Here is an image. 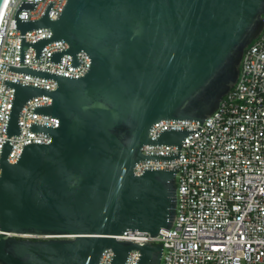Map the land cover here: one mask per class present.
Here are the masks:
<instances>
[{
	"label": "water",
	"instance_id": "95a60500",
	"mask_svg": "<svg viewBox=\"0 0 264 264\" xmlns=\"http://www.w3.org/2000/svg\"><path fill=\"white\" fill-rule=\"evenodd\" d=\"M5 0H0V11ZM20 34L40 27L49 38L20 37L19 61L27 47L39 58L42 47L62 40L54 51L79 64L84 51L89 68L69 77L29 67L7 70L53 79L56 88L4 80L14 88L5 133L20 134L24 103L49 95V105L33 113L58 118V125L30 123L49 143L22 146L16 162L7 161L12 145L0 153V264H98L111 249L109 264H124L137 249L136 264H159L162 244L116 240L126 230L156 236L175 217L177 169L134 166L142 159H174L183 138L200 128L236 82L244 49L264 27V0H66L55 20L49 1L38 20L19 19ZM162 119L199 121L196 130L149 129ZM144 144L175 145V155L146 154ZM29 236H36L31 238Z\"/></svg>",
	"mask_w": 264,
	"mask_h": 264
},
{
	"label": "built area",
	"instance_id": "2783aa9c",
	"mask_svg": "<svg viewBox=\"0 0 264 264\" xmlns=\"http://www.w3.org/2000/svg\"><path fill=\"white\" fill-rule=\"evenodd\" d=\"M21 1L5 0L0 11V153L2 143L8 140L12 145L7 154L10 163L17 161L24 144L50 142L47 133L30 131V123L56 127L58 118L33 113L34 107L51 102L49 95H36L20 110V134L7 139L5 130L14 88L3 81L49 90L56 88L53 79L7 70L8 65L80 77L90 64L82 50L76 54L77 66H71V56L66 53L58 63L51 62L52 52L67 49L62 40L45 44L39 58L29 46L25 48L24 61H19L20 37L35 42L51 36L47 27L20 34L15 28L14 14ZM28 1L37 3L33 10H19V19H40L48 2L53 1L48 18L55 20L66 2ZM198 127L199 121L195 120L162 119L151 126L149 137L156 139L163 129L196 130ZM141 152L175 155L178 147L144 144ZM179 152L177 158L170 160L142 159L133 169L139 175L145 168H178L172 225L161 229L156 236H149L146 231L126 230L114 238L137 244H162L159 264H264V27L244 49L234 85L200 128L183 138ZM112 256L111 249H104L98 264H109ZM139 257L140 252L131 249L124 264H136Z\"/></svg>",
	"mask_w": 264,
	"mask_h": 264
}]
</instances>
